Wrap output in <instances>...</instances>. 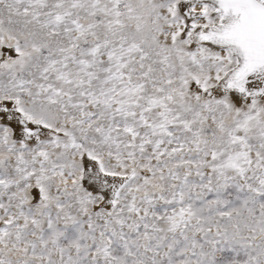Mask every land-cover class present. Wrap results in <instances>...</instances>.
<instances>
[{
	"label": "snow or ice",
	"instance_id": "6c2138e0",
	"mask_svg": "<svg viewBox=\"0 0 264 264\" xmlns=\"http://www.w3.org/2000/svg\"><path fill=\"white\" fill-rule=\"evenodd\" d=\"M0 264H264V0H0Z\"/></svg>",
	"mask_w": 264,
	"mask_h": 264
}]
</instances>
